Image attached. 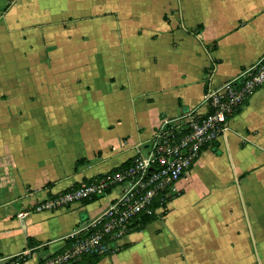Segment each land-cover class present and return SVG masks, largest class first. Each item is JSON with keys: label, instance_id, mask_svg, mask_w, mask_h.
Instances as JSON below:
<instances>
[{"label": "crops", "instance_id": "1", "mask_svg": "<svg viewBox=\"0 0 264 264\" xmlns=\"http://www.w3.org/2000/svg\"><path fill=\"white\" fill-rule=\"evenodd\" d=\"M0 259L63 250L126 186L43 200L143 152L164 117L203 112L264 52V0H1ZM175 182L157 217L95 264H264V84ZM163 211V212H162ZM33 245L29 244V240Z\"/></svg>", "mask_w": 264, "mask_h": 264}, {"label": "built area", "instance_id": "2", "mask_svg": "<svg viewBox=\"0 0 264 264\" xmlns=\"http://www.w3.org/2000/svg\"><path fill=\"white\" fill-rule=\"evenodd\" d=\"M263 84L264 52L253 65L242 68L235 76L220 85L206 87L201 98L205 106L203 112L192 108L186 113L162 118L147 148L143 152L138 150L120 170L104 172L52 198L35 202L38 210H54L91 196H101L110 187L126 183L120 197L79 231L89 232L86 236L36 264H64L93 250L114 252L117 239L126 233L131 219L140 211H149L158 194L167 195L175 189L176 180L203 149L213 147L222 139L230 116Z\"/></svg>", "mask_w": 264, "mask_h": 264}, {"label": "trees", "instance_id": "3", "mask_svg": "<svg viewBox=\"0 0 264 264\" xmlns=\"http://www.w3.org/2000/svg\"><path fill=\"white\" fill-rule=\"evenodd\" d=\"M7 7V5H4L2 10H5ZM129 163V162H128ZM98 196H91L88 197V199H85V201L91 200V199H95ZM169 196H166L164 194V192L158 194L155 198H154V202L151 203L150 206V210L146 211H140L139 213H137L132 219L131 221L127 224V229L126 232L128 231H132V230H137V229H141L143 228L149 221H153L158 213H155V210L157 207L160 206H164L165 203L167 202V200L170 198H168ZM163 212V211H162ZM89 232H85V231H81L79 232L77 235L75 236H69L66 240V243L64 245L68 246L71 242H73L74 240H76L77 238H80L82 236H86ZM29 244L33 245V241L30 239L29 240ZM110 254V252H97V251H89V253H83L80 255L79 258H75L72 261L68 262V263H64V264H95L96 262H98L103 256ZM27 256L26 255H22V256H12L10 259L16 261L19 264H22L25 262ZM42 260V259H40Z\"/></svg>", "mask_w": 264, "mask_h": 264}, {"label": "water", "instance_id": "4", "mask_svg": "<svg viewBox=\"0 0 264 264\" xmlns=\"http://www.w3.org/2000/svg\"><path fill=\"white\" fill-rule=\"evenodd\" d=\"M8 261V258H1L0 259V264H4Z\"/></svg>", "mask_w": 264, "mask_h": 264}, {"label": "rangeland", "instance_id": "5", "mask_svg": "<svg viewBox=\"0 0 264 264\" xmlns=\"http://www.w3.org/2000/svg\"><path fill=\"white\" fill-rule=\"evenodd\" d=\"M1 1V0H0ZM0 8H1V6H0ZM0 10H2V9H0Z\"/></svg>", "mask_w": 264, "mask_h": 264}]
</instances>
